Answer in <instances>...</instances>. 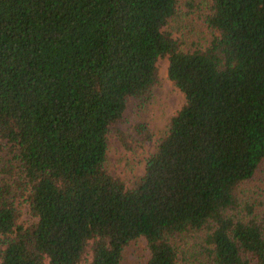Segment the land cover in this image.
Masks as SVG:
<instances>
[{
  "label": "trees",
  "instance_id": "1",
  "mask_svg": "<svg viewBox=\"0 0 264 264\" xmlns=\"http://www.w3.org/2000/svg\"><path fill=\"white\" fill-rule=\"evenodd\" d=\"M203 1L210 37L182 51L176 0H0V264H123L139 237L145 264H264V211L238 196L264 161V0ZM164 56L184 101L126 187L107 133Z\"/></svg>",
  "mask_w": 264,
  "mask_h": 264
},
{
  "label": "rangeland",
  "instance_id": "2",
  "mask_svg": "<svg viewBox=\"0 0 264 264\" xmlns=\"http://www.w3.org/2000/svg\"><path fill=\"white\" fill-rule=\"evenodd\" d=\"M207 10L203 0H176L175 13L163 26L178 43L182 51L202 47L210 37V30L203 22ZM167 57L157 60V80L149 90L148 99L140 104L136 98L126 99V108L120 120L109 127L104 166L124 186L130 187L143 173L144 161L155 151L158 138L164 133L168 118L183 103L182 93L167 79ZM136 124L147 126L149 139L143 138L132 128ZM126 139L122 144L119 135ZM128 147H127V146ZM5 145L0 147V177L6 173L1 169L15 163ZM3 166V167H2ZM2 167V168H1ZM240 211H244L243 202L264 211V161L256 172L255 178L239 189ZM19 210V221L29 223L27 205L21 196L15 200ZM258 211V212H259ZM147 248L141 237L130 241L123 249V264H145Z\"/></svg>",
  "mask_w": 264,
  "mask_h": 264
}]
</instances>
